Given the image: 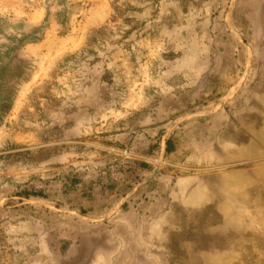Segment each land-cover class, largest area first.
I'll return each instance as SVG.
<instances>
[{
    "label": "rangeland",
    "instance_id": "obj_1",
    "mask_svg": "<svg viewBox=\"0 0 264 264\" xmlns=\"http://www.w3.org/2000/svg\"><path fill=\"white\" fill-rule=\"evenodd\" d=\"M0 264H264V0H0Z\"/></svg>",
    "mask_w": 264,
    "mask_h": 264
},
{
    "label": "trees",
    "instance_id": "obj_2",
    "mask_svg": "<svg viewBox=\"0 0 264 264\" xmlns=\"http://www.w3.org/2000/svg\"><path fill=\"white\" fill-rule=\"evenodd\" d=\"M173 151V144L171 139H168L165 143V152L167 154L171 153ZM21 194H23L25 196V198H30V197H34V198H45V196L42 193H38V192H27V191H23Z\"/></svg>",
    "mask_w": 264,
    "mask_h": 264
}]
</instances>
